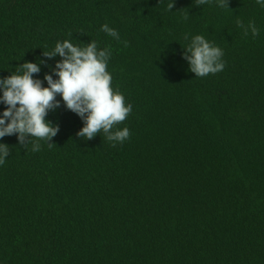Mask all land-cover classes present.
Segmentation results:
<instances>
[{
  "label": "trees",
  "instance_id": "16d2710c",
  "mask_svg": "<svg viewBox=\"0 0 264 264\" xmlns=\"http://www.w3.org/2000/svg\"><path fill=\"white\" fill-rule=\"evenodd\" d=\"M169 2L0 0V79L42 62L46 86L61 57L43 52L95 40L132 105L123 144L77 137L83 121L62 102L51 145L0 141V264H264V9ZM185 34L222 48L224 70L195 77Z\"/></svg>",
  "mask_w": 264,
  "mask_h": 264
},
{
  "label": "clouds",
  "instance_id": "9594fccd",
  "mask_svg": "<svg viewBox=\"0 0 264 264\" xmlns=\"http://www.w3.org/2000/svg\"><path fill=\"white\" fill-rule=\"evenodd\" d=\"M212 0H195L197 6ZM219 7H227L228 0H215ZM264 9V0H255ZM174 0L167 5L169 11ZM184 19H188V13ZM244 36L256 37L260 29L254 21L245 24L236 21ZM101 31L116 40L120 39L116 29L108 24L101 25ZM188 41L183 58L189 71L195 77H206L224 70L223 49L202 35L185 34ZM74 44L71 39L57 41L51 51L43 52L48 58L59 55L61 59L51 69L52 74L44 76V82L34 78L41 71L42 62H24L15 73L0 79V141L5 136L15 135L18 143L25 147L31 143V151L38 152L41 141L51 145L59 127L47 120L49 112L60 107L61 102L83 121L76 136L91 140L103 132L112 143L123 144L129 137L127 127L117 126L132 112V105L126 104L124 95L112 87V75L107 70L112 55L110 48H100L95 40L86 45ZM55 77V78H54ZM57 96L60 99H57ZM9 145L0 142V166L10 156Z\"/></svg>",
  "mask_w": 264,
  "mask_h": 264
}]
</instances>
